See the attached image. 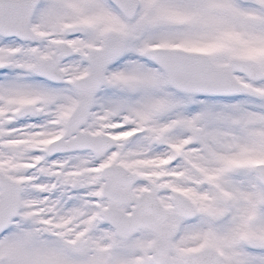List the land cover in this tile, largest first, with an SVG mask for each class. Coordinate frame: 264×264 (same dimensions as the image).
Returning a JSON list of instances; mask_svg holds the SVG:
<instances>
[{
	"label": "snow or ice",
	"instance_id": "snow-or-ice-1",
	"mask_svg": "<svg viewBox=\"0 0 264 264\" xmlns=\"http://www.w3.org/2000/svg\"><path fill=\"white\" fill-rule=\"evenodd\" d=\"M0 264H264V0H0Z\"/></svg>",
	"mask_w": 264,
	"mask_h": 264
}]
</instances>
